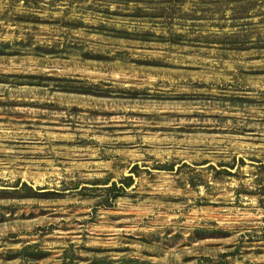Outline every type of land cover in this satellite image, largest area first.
<instances>
[{"label":"rangeland","instance_id":"374dc122","mask_svg":"<svg viewBox=\"0 0 264 264\" xmlns=\"http://www.w3.org/2000/svg\"><path fill=\"white\" fill-rule=\"evenodd\" d=\"M0 264H264V0H0Z\"/></svg>","mask_w":264,"mask_h":264},{"label":"trees","instance_id":"16d2710c","mask_svg":"<svg viewBox=\"0 0 264 264\" xmlns=\"http://www.w3.org/2000/svg\"><path fill=\"white\" fill-rule=\"evenodd\" d=\"M240 1H242V0H235V2H237V3H239ZM163 8V9H162ZM166 8H168V7H159V8H156L157 10H158V14H163V13H165L166 11ZM137 10H138V13H140L141 11H144V10H142L141 8H137ZM148 13H150V12H148Z\"/></svg>","mask_w":264,"mask_h":264}]
</instances>
